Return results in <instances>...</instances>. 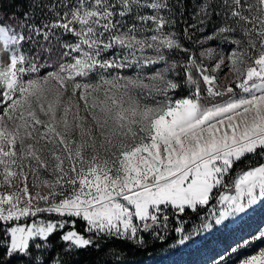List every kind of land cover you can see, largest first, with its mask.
<instances>
[{"label":"snow or ice","instance_id":"1","mask_svg":"<svg viewBox=\"0 0 264 264\" xmlns=\"http://www.w3.org/2000/svg\"><path fill=\"white\" fill-rule=\"evenodd\" d=\"M2 6L8 260L65 264L102 240L147 247L145 234L185 246L264 207V0ZM212 264H264V227Z\"/></svg>","mask_w":264,"mask_h":264},{"label":"rangeland","instance_id":"2","mask_svg":"<svg viewBox=\"0 0 264 264\" xmlns=\"http://www.w3.org/2000/svg\"><path fill=\"white\" fill-rule=\"evenodd\" d=\"M55 219V217H52ZM258 227H264V207H258L242 222L230 225L223 231L206 234L202 238H196L185 246L173 247L171 244L161 251L151 254L145 259L136 261H119L115 264H212L217 257L240 235L254 231ZM260 245L250 249L255 252Z\"/></svg>","mask_w":264,"mask_h":264},{"label":"trees","instance_id":"3","mask_svg":"<svg viewBox=\"0 0 264 264\" xmlns=\"http://www.w3.org/2000/svg\"><path fill=\"white\" fill-rule=\"evenodd\" d=\"M23 3V0H3L2 12L4 14H10L13 11H16L17 14L20 11L18 5ZM203 215V213H201ZM191 220H195V217L189 212V217ZM173 225L175 221L173 220ZM190 227V225H188ZM77 228L81 232L84 230V223L77 221ZM60 233L57 232L54 236L51 237V242L54 244V249L52 253H44L45 257H50V255L59 252L63 245L58 242V237ZM177 234L172 232L168 241L164 243H152V238L145 234V238L149 240L147 247H136L132 243L122 241L119 239H109L99 241L100 247L94 248L90 247L86 250H80L74 252L71 255L64 256L65 264H115L116 260L119 261H136L140 259H145L151 254H154L158 251L163 250L173 243ZM0 264H30L27 258H22L19 256L13 257L11 260H8L3 253V250L0 249Z\"/></svg>","mask_w":264,"mask_h":264}]
</instances>
